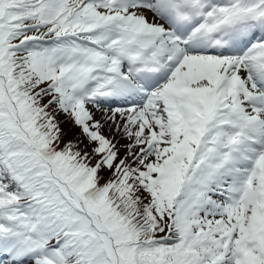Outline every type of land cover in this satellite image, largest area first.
Wrapping results in <instances>:
<instances>
[{
    "label": "snow or ice",
    "instance_id": "snow-or-ice-1",
    "mask_svg": "<svg viewBox=\"0 0 264 264\" xmlns=\"http://www.w3.org/2000/svg\"><path fill=\"white\" fill-rule=\"evenodd\" d=\"M0 264H264V0H0Z\"/></svg>",
    "mask_w": 264,
    "mask_h": 264
},
{
    "label": "trees",
    "instance_id": "trees-1",
    "mask_svg": "<svg viewBox=\"0 0 264 264\" xmlns=\"http://www.w3.org/2000/svg\"><path fill=\"white\" fill-rule=\"evenodd\" d=\"M62 127L65 128V130L67 131L69 128L68 127V123L62 125ZM78 130V129H77ZM76 132V129H74L72 132L69 133V137L68 138H71V136Z\"/></svg>",
    "mask_w": 264,
    "mask_h": 264
},
{
    "label": "rangeland",
    "instance_id": "rangeland-1",
    "mask_svg": "<svg viewBox=\"0 0 264 264\" xmlns=\"http://www.w3.org/2000/svg\"><path fill=\"white\" fill-rule=\"evenodd\" d=\"M71 127V125H70V123H68V127L67 128H70ZM76 132H78V130L76 129Z\"/></svg>",
    "mask_w": 264,
    "mask_h": 264
}]
</instances>
